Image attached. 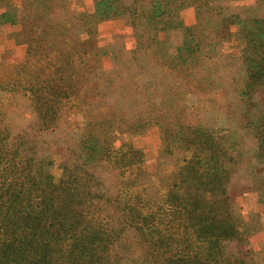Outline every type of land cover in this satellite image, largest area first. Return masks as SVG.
<instances>
[{
	"label": "rangeland",
	"instance_id": "obj_1",
	"mask_svg": "<svg viewBox=\"0 0 264 264\" xmlns=\"http://www.w3.org/2000/svg\"><path fill=\"white\" fill-rule=\"evenodd\" d=\"M263 21L264 0H0L1 226L32 174L52 264H264Z\"/></svg>",
	"mask_w": 264,
	"mask_h": 264
},
{
	"label": "trees",
	"instance_id": "obj_2",
	"mask_svg": "<svg viewBox=\"0 0 264 264\" xmlns=\"http://www.w3.org/2000/svg\"><path fill=\"white\" fill-rule=\"evenodd\" d=\"M227 21L228 20L226 19H222L220 21V25L222 26V29L228 33L229 24L227 23ZM246 28L247 27H244L243 30L246 31ZM71 71L73 72L74 69L72 68ZM249 71L251 73H254L252 76H257L258 82L263 84L264 56L260 57V62L256 63L253 67L251 66V69ZM260 139L261 138L259 137V140ZM119 163H121L124 167L127 165L126 160ZM20 178L21 181L24 182L21 184V188L14 198L10 197V191L5 190V196H8L9 198L7 199L8 207L4 215L5 221L2 226L0 223V236H2L0 237V264H52L51 261L48 260V257L50 255L48 252V248L51 242L47 235V225H49L48 222L51 221L50 219H48V213H50L51 208H49V206H47V208H41V206H39V199L40 197L44 198L45 195L42 196V194L46 192L44 188L46 187V185H48V183H45L46 179H44V177L43 179H39L38 177L33 176L32 174L24 175V173H21ZM25 182L28 183V187L31 188L29 189V191L28 188H25L23 186L25 185ZM62 183V181H59L58 187L50 189L52 199L56 201L61 196L67 195L68 198L74 199L76 202L79 201L80 195L76 189L65 188L60 190V185ZM41 202H45L44 204H46L47 200L43 199L41 200ZM19 205H22V209H20ZM17 207L19 208L18 211ZM13 212H16L18 216L16 219L13 217V220L10 221V217L11 215H13ZM58 229L60 231L63 230L62 227ZM26 230L30 231V234L26 236V238H16L15 234L17 231L20 235V231L23 232ZM22 235H25V233H22L20 236ZM61 243L63 244L64 240L60 239L59 244ZM34 250L46 251V253H43L41 259L35 260L31 258V256H33L34 254Z\"/></svg>",
	"mask_w": 264,
	"mask_h": 264
}]
</instances>
